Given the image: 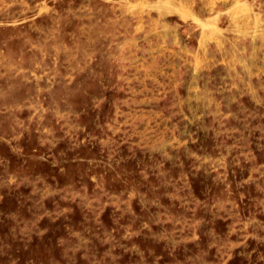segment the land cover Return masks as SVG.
Listing matches in <instances>:
<instances>
[{
    "label": "rangeland",
    "instance_id": "obj_1",
    "mask_svg": "<svg viewBox=\"0 0 264 264\" xmlns=\"http://www.w3.org/2000/svg\"><path fill=\"white\" fill-rule=\"evenodd\" d=\"M0 264H264V0H0Z\"/></svg>",
    "mask_w": 264,
    "mask_h": 264
},
{
    "label": "bare ground",
    "instance_id": "obj_2",
    "mask_svg": "<svg viewBox=\"0 0 264 264\" xmlns=\"http://www.w3.org/2000/svg\"><path fill=\"white\" fill-rule=\"evenodd\" d=\"M168 4V3H167ZM170 16V15H169ZM213 41V40H212Z\"/></svg>",
    "mask_w": 264,
    "mask_h": 264
}]
</instances>
